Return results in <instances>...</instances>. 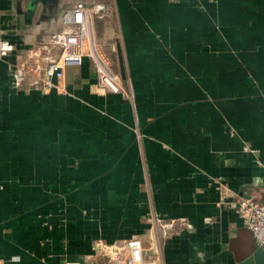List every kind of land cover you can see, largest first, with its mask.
<instances>
[{
	"label": "crops",
	"instance_id": "0c3cea01",
	"mask_svg": "<svg viewBox=\"0 0 264 264\" xmlns=\"http://www.w3.org/2000/svg\"><path fill=\"white\" fill-rule=\"evenodd\" d=\"M76 1L0 0L15 46L0 58L1 264H104L133 236L146 264L258 252L216 181L264 180V0H90L121 90H99L88 60L66 68V93L17 82Z\"/></svg>",
	"mask_w": 264,
	"mask_h": 264
},
{
	"label": "built area",
	"instance_id": "2783aa9c",
	"mask_svg": "<svg viewBox=\"0 0 264 264\" xmlns=\"http://www.w3.org/2000/svg\"><path fill=\"white\" fill-rule=\"evenodd\" d=\"M88 0H77L62 15L63 23L69 26L58 33H43L36 40L38 55L33 62L14 66L15 80L24 81L30 74L35 82L42 83L46 92H67L65 70L69 66H81L88 60L96 73L97 86L101 91L119 92L120 79L110 58L98 42L94 27L95 11ZM49 46H60V52L46 64L39 56ZM15 50L14 44L0 37V58L8 57ZM38 79V80H37ZM218 204H227L241 217L244 226L251 232L257 246L264 251V180L257 178L244 194H239L222 181H216ZM105 252L109 262L104 264H146L144 246L140 237L133 236L124 241H115ZM1 264V261H0ZM59 264H74L63 260Z\"/></svg>",
	"mask_w": 264,
	"mask_h": 264
},
{
	"label": "water",
	"instance_id": "95a60500",
	"mask_svg": "<svg viewBox=\"0 0 264 264\" xmlns=\"http://www.w3.org/2000/svg\"><path fill=\"white\" fill-rule=\"evenodd\" d=\"M38 1H42L45 2V0H32V8L33 6L38 2ZM254 239V238H253ZM262 256L264 259V251L262 249H260L258 252H256L253 255H250L249 257H247L246 259L238 262L237 264H255V258Z\"/></svg>",
	"mask_w": 264,
	"mask_h": 264
},
{
	"label": "rangeland",
	"instance_id": "374dc122",
	"mask_svg": "<svg viewBox=\"0 0 264 264\" xmlns=\"http://www.w3.org/2000/svg\"><path fill=\"white\" fill-rule=\"evenodd\" d=\"M87 2H88V5L91 6V4H89V3H90V0H88ZM99 43H101V42H99ZM101 44L103 45V47H104L105 50H106L107 47H105V45H104L103 43H101ZM103 47H102V48H103ZM104 48H103V51L105 52ZM107 56H108V55H107Z\"/></svg>",
	"mask_w": 264,
	"mask_h": 264
}]
</instances>
